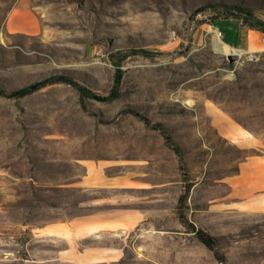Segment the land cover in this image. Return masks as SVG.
<instances>
[{
    "label": "rangeland",
    "instance_id": "1",
    "mask_svg": "<svg viewBox=\"0 0 264 264\" xmlns=\"http://www.w3.org/2000/svg\"><path fill=\"white\" fill-rule=\"evenodd\" d=\"M219 3L264 19V0H0V264H30L14 259L29 226L121 205L148 218L119 264H264V214L228 198L241 162L264 154V51L231 62L195 41ZM19 10L36 33L11 30ZM116 64L109 102L69 84L8 95L61 74L106 97Z\"/></svg>",
    "mask_w": 264,
    "mask_h": 264
},
{
    "label": "crops",
    "instance_id": "2",
    "mask_svg": "<svg viewBox=\"0 0 264 264\" xmlns=\"http://www.w3.org/2000/svg\"><path fill=\"white\" fill-rule=\"evenodd\" d=\"M12 17L11 30L28 34L37 32V21L30 12L19 10ZM263 37L264 33L249 29L236 19L200 25L194 34L195 41L202 43L205 39L216 52L238 54L237 60L244 53L261 54ZM228 183V198L232 199L229 209L264 214V154L247 157ZM147 218L139 208L121 205L71 220L29 226L30 237L24 244L28 256L20 255L22 245L15 241V247L20 249L14 250V259L30 264H119L128 249H133L132 244L125 243L127 234ZM119 238L123 243H117Z\"/></svg>",
    "mask_w": 264,
    "mask_h": 264
},
{
    "label": "trees",
    "instance_id": "3",
    "mask_svg": "<svg viewBox=\"0 0 264 264\" xmlns=\"http://www.w3.org/2000/svg\"><path fill=\"white\" fill-rule=\"evenodd\" d=\"M213 7L215 10H219L221 12L219 13L220 14L219 17H217L218 16L217 15L216 18H214L211 21L212 24L220 20L236 19V20H240L243 23V25L246 26L247 28L252 30H258L264 33V19L260 18L258 13L253 9L242 5L229 4V3H219L213 5ZM203 10H206V7H202L198 12L200 13ZM115 66H116V72L114 77V86L111 92L109 93V95L106 97H101L99 95L92 93L90 90L76 83L71 77L61 74L51 75L40 82L34 83L33 85L14 90L10 92L8 95L11 98H24L51 85L69 84L74 86L83 96L92 97L99 101L109 102L119 98L120 96L119 91L123 82V76H124L123 70L121 69L120 65L116 64ZM191 228H192L191 230H193L191 232H194L196 234L198 240L204 246H206L211 251H215V249L218 246V239L215 236L208 234L204 230L195 229L192 226ZM216 258L220 264H226L225 256L217 253Z\"/></svg>",
    "mask_w": 264,
    "mask_h": 264
},
{
    "label": "built area",
    "instance_id": "4",
    "mask_svg": "<svg viewBox=\"0 0 264 264\" xmlns=\"http://www.w3.org/2000/svg\"><path fill=\"white\" fill-rule=\"evenodd\" d=\"M220 35H221V34H220ZM262 41L264 42V37H263ZM242 56L246 57L247 60H249V61H254V60L257 59L258 54H256V53H250V54H246V53H244ZM242 56H241V57H242ZM241 57H240V58H241Z\"/></svg>",
    "mask_w": 264,
    "mask_h": 264
},
{
    "label": "water",
    "instance_id": "5",
    "mask_svg": "<svg viewBox=\"0 0 264 264\" xmlns=\"http://www.w3.org/2000/svg\"><path fill=\"white\" fill-rule=\"evenodd\" d=\"M229 60H230L231 62H236L237 57H236L235 55H229ZM0 94L6 96V94H5L4 92H2V91H0Z\"/></svg>",
    "mask_w": 264,
    "mask_h": 264
},
{
    "label": "bare ground",
    "instance_id": "6",
    "mask_svg": "<svg viewBox=\"0 0 264 264\" xmlns=\"http://www.w3.org/2000/svg\"><path fill=\"white\" fill-rule=\"evenodd\" d=\"M233 55H235L236 57H238L239 55L238 54H233ZM239 60V59H238ZM237 61V60H236Z\"/></svg>",
    "mask_w": 264,
    "mask_h": 264
}]
</instances>
